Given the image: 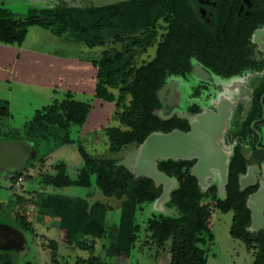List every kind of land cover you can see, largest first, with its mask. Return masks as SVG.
Listing matches in <instances>:
<instances>
[{
	"label": "trees",
	"instance_id": "trees-1",
	"mask_svg": "<svg viewBox=\"0 0 264 264\" xmlns=\"http://www.w3.org/2000/svg\"><path fill=\"white\" fill-rule=\"evenodd\" d=\"M56 1L51 7L29 8L21 17L15 16L11 9H5L0 13V43L21 45L28 28L38 26L88 48L112 45L99 58L90 60L97 69L94 96L105 102H115V107L122 109L120 126L105 130L110 152H118L131 144L140 145L153 132L189 130L186 119L164 118L158 114L162 107L157 91L171 77H185L191 69L192 56L215 67L211 58L216 45L199 18L197 0H130L100 8L87 1L80 6H73L67 0ZM160 28L164 29L162 34ZM158 36L160 39L157 40ZM154 44L153 58L136 67L137 58ZM115 89L117 96L113 93ZM127 96L130 100L126 104ZM90 108L89 102L78 101L67 92L60 101L37 110L24 125V140L32 143L34 151L26 169L60 147L74 143L70 137L71 127H82ZM8 117V103L0 100V139L20 140L12 138L13 130L5 121ZM79 153L82 167L78 177L64 173L56 180L50 174H41L33 182L56 188H89V176L93 174L105 196L123 198L121 217L130 232L128 241L133 247L140 233L138 215L142 205L158 198L153 189L154 179L136 176L125 165L115 164L110 159L92 158L82 146H79ZM195 162V158L156 159L158 171L177 179L167 200V205L174 208L177 215L159 212L147 218L153 243L164 248L170 241L169 264H195L200 246L214 241L209 226L210 201L215 209L232 213L229 234L247 249H254L252 264H264V228L250 229L251 211L247 207V199L257 186L241 188L239 185L240 176L246 172V160L238 151L230 158L223 197L215 184L201 190L196 177L191 174ZM21 176V172L10 173L13 182ZM86 194L92 195L90 189ZM36 210L39 216L57 218L61 228L77 232L83 240L106 238L107 243L102 245L104 252L91 254L87 264H115L106 260L115 255L116 235L107 224L106 209L100 201L90 204L78 196L46 193L37 200ZM1 216L8 219V214L0 211V222ZM85 247L93 249L86 243ZM18 255L16 250L1 249L0 264H17ZM55 264L59 263L55 261Z\"/></svg>",
	"mask_w": 264,
	"mask_h": 264
},
{
	"label": "rangeland",
	"instance_id": "rangeland-1",
	"mask_svg": "<svg viewBox=\"0 0 264 264\" xmlns=\"http://www.w3.org/2000/svg\"><path fill=\"white\" fill-rule=\"evenodd\" d=\"M56 2V0H0V13L11 9L15 16L21 17L26 14L29 8L51 7ZM70 2L82 3V0H70ZM27 32H29L26 35L27 38L21 45L0 43V46L10 47V52H16L19 56L23 45L33 50L32 52L42 51L43 53L56 54L57 58L67 61L89 59L88 66L93 73L95 71V75L97 69L90 64V60L99 58L105 49L112 46L88 48L83 44L69 41L66 36L54 35L48 29L38 26H30ZM163 32L164 29L160 28L159 33ZM36 33L42 35H35ZM155 48V44L149 47L137 58L135 66L138 67L150 61L154 56ZM27 62L20 60L19 65ZM10 71L11 67H5V61L0 60V77L6 76ZM32 76L35 77L34 74ZM47 79L50 81L49 78ZM92 80L94 82V78ZM93 82L92 84H94ZM9 84L11 90L7 91V103L10 117L5 121L13 130L12 138L22 140L26 138L25 123L32 119L37 110L49 103L48 99L52 100V92L43 85H41L43 88L29 84L24 85L13 79H9ZM47 86L49 85L47 84ZM0 88L4 90L3 85ZM182 89L185 90L183 86ZM186 89L188 90V88ZM113 93L117 96L118 90H113ZM55 94L57 97L61 96L59 93ZM64 97L54 98L53 102L60 101ZM73 98L91 104L90 115L88 114L86 123L82 127L75 125L71 127L70 137L74 143L64 145L42 161H36L29 168L25 167L20 170L22 182L18 186L10 179V172L0 168V211L8 214V219H2L3 216H1L0 250H16L19 254L17 264H55V261L59 264H87L91 254L103 253L102 245L107 243L106 238L97 237L83 240L77 232L61 228L57 218L38 215L36 202L39 197L46 193H59L81 197L90 204L94 201H100L103 204L106 209L107 224L116 235L115 255L108 257L107 261L115 264H169L170 241L164 248L157 247L151 239L146 221L153 213L177 215L176 210L167 205L169 195L177 185L176 178H169V183L165 185L154 182L153 189L158 198L153 203L142 205V210L138 215L141 226L140 233L133 247H130L128 241L130 232L121 217L123 198L105 196L95 183L93 174L89 176V188L74 186L56 188L33 182V179L41 174H50L56 180H59L64 173L73 178L78 177L82 167L79 146H82L86 154L92 158L110 159L115 164L125 165L132 172L134 170L139 154V145L124 146L118 152H110L108 149L109 139L105 130L109 127L120 126L119 114L122 109L116 108L115 102H105L96 98L94 92L93 95L76 93ZM129 100L130 97L127 96L126 104ZM174 113L188 116L191 119L186 111ZM158 114L163 115L162 112H158ZM210 183H216L217 186L218 177L215 176L209 180L205 178L204 183H200L199 186L202 191H205ZM29 188H32V191H28ZM217 188L219 189V187ZM89 189L92 193L91 196L86 194ZM218 193L220 196L223 195V191H218ZM208 205L210 210L209 226L214 234V241L208 245L200 246L195 257V264H252L254 249H247L240 240L232 238L229 234L232 213H223L215 209L210 201ZM250 229L254 230L255 228L251 226ZM85 243L91 245L93 249L89 250L85 247ZM53 256H55L54 259Z\"/></svg>",
	"mask_w": 264,
	"mask_h": 264
},
{
	"label": "flooded vegetation",
	"instance_id": "flooded-vegetation-1",
	"mask_svg": "<svg viewBox=\"0 0 264 264\" xmlns=\"http://www.w3.org/2000/svg\"><path fill=\"white\" fill-rule=\"evenodd\" d=\"M197 1L199 18L216 45L211 58L215 67L192 56L186 76L169 79L176 84L171 103L164 112L161 110V116L189 123L188 116L174 112L186 111L193 117L200 112L217 114L222 108L224 117L217 144L227 159V167L238 151L246 160L245 174L256 168L255 182L246 187L257 186V191L262 186L264 169V0ZM196 65L207 74L205 79L194 76Z\"/></svg>",
	"mask_w": 264,
	"mask_h": 264
},
{
	"label": "water",
	"instance_id": "water-1",
	"mask_svg": "<svg viewBox=\"0 0 264 264\" xmlns=\"http://www.w3.org/2000/svg\"><path fill=\"white\" fill-rule=\"evenodd\" d=\"M70 1V0H67ZM96 8L130 0H85ZM83 3V2H82ZM82 3H71L80 6ZM196 78L205 79L207 74L196 65L193 70ZM175 81L168 80L157 91V97L163 112L170 105ZM168 91V93H167ZM224 111L219 113L200 112L191 117L188 131L174 129L170 132H153L139 145V154L134 165L136 176H148L163 185L169 183V178L158 171L156 159L166 158H195L191 174L196 177L198 185L204 179L213 176L211 169H217L220 175L219 190L224 191L227 179V160L220 156L217 146L220 125L223 122ZM34 156L32 143L27 140L0 139V168L8 172H19L27 165L28 159ZM256 168L253 167L245 175L240 176L239 185L245 188L255 182ZM262 186L247 199V207L251 211V226L254 230L264 228V169ZM208 187V186H207ZM250 226V227H251Z\"/></svg>",
	"mask_w": 264,
	"mask_h": 264
},
{
	"label": "crops",
	"instance_id": "crops-1",
	"mask_svg": "<svg viewBox=\"0 0 264 264\" xmlns=\"http://www.w3.org/2000/svg\"><path fill=\"white\" fill-rule=\"evenodd\" d=\"M28 33L29 32H27V35ZM35 35L40 36L42 34L36 33ZM22 47L23 49H21V57V55L19 56L16 52H10V47L0 46V60L5 61V67H11V71L7 73L6 76L0 77V86H4V90H1L2 88H0V100L8 101L7 91L11 90L9 79H13L14 81L23 83L24 85L29 84L33 86H39L41 88L45 87L51 91L52 100L48 99L49 103L44 106L50 105L56 98H60L61 96L64 97L67 92H70L72 96H75L76 93L80 92L93 95L96 75L95 71L93 73L92 69L88 66L89 59H84L81 61L77 59H71L67 61L66 59L57 58L56 54H51L48 52L43 53L42 51L32 52L33 50L30 48L23 45ZM20 60L28 62L19 65ZM33 74L35 77L32 76ZM47 78H49L50 81H47ZM93 78L94 82L92 80ZM92 82L94 84H92ZM47 84L49 86H47ZM41 85H43V87ZM55 93H59L61 96L57 97ZM217 146L220 156L224 158L221 148L218 144ZM211 172L213 173V176L206 177V179L209 180L217 176L219 184V171L212 168ZM212 184L216 185V183H210L208 187ZM218 191L221 192L219 189ZM223 196L224 191L222 197Z\"/></svg>",
	"mask_w": 264,
	"mask_h": 264
},
{
	"label": "built area",
	"instance_id": "built-area-1",
	"mask_svg": "<svg viewBox=\"0 0 264 264\" xmlns=\"http://www.w3.org/2000/svg\"><path fill=\"white\" fill-rule=\"evenodd\" d=\"M22 182V177H19L16 181L15 184L18 186Z\"/></svg>",
	"mask_w": 264,
	"mask_h": 264
}]
</instances>
